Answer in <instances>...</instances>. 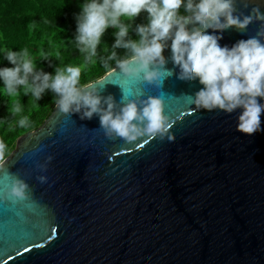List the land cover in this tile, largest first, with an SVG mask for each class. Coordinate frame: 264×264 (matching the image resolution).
<instances>
[{
	"label": "water",
	"instance_id": "water-1",
	"mask_svg": "<svg viewBox=\"0 0 264 264\" xmlns=\"http://www.w3.org/2000/svg\"><path fill=\"white\" fill-rule=\"evenodd\" d=\"M248 2L237 0L238 11L264 13V0ZM259 23L207 31L231 47ZM167 44L173 74L159 85L116 67L91 82L117 103L161 96L172 123L163 139H109L98 115L81 119L56 104L17 138L0 166V264H264V131H237L241 109H196L187 97L203 85L177 78ZM10 175L29 185L27 200L5 194Z\"/></svg>",
	"mask_w": 264,
	"mask_h": 264
},
{
	"label": "clouds",
	"instance_id": "clouds-1",
	"mask_svg": "<svg viewBox=\"0 0 264 264\" xmlns=\"http://www.w3.org/2000/svg\"><path fill=\"white\" fill-rule=\"evenodd\" d=\"M237 0H89L81 6L76 17L75 42L78 50L88 61L97 57L105 31L111 27L115 32L112 51L102 58L103 67L112 71L109 61L116 62V69L125 77L142 78L149 84L162 83L167 63L163 52L171 40V61L179 68L177 78L183 81L198 79L203 85L193 95L187 97L196 109L208 111L222 110L237 116V131L253 135L264 131L261 116L264 114V13L258 5H253L245 15L238 11ZM241 7L248 8V0H240ZM184 12L181 14L180 9ZM142 12L147 13L148 23L135 27L139 39H131L130 21ZM123 18V19H122ZM259 21L254 36L238 40L231 47L222 46L221 35L209 33L207 29L225 30L235 27L244 31L249 24ZM192 24L189 29L187 25ZM199 24V27L196 26ZM117 48L126 50L128 55L118 59ZM107 51V49H105ZM5 59L12 67L0 68V79L9 96L18 94L23 87L39 100L45 90H51L58 99L59 111L79 113L81 119L99 116L100 128L109 139L117 137L131 143L138 138H164L172 127L170 117L164 111L161 96L149 95L134 99L121 97L117 103L111 95L102 97L96 83H80L81 68L67 66L57 68L55 75L37 70L28 52L7 51ZM115 69V71H116ZM106 105V107H105ZM13 114L21 113L19 103L13 105ZM21 128L30 125L29 118L18 120ZM171 139L172 137H168ZM8 146L0 139V166L5 161ZM52 157H47L51 161ZM41 170L46 164H37ZM37 179L46 182L45 176ZM10 185L5 186V194L15 200L29 198V185L21 178L10 175Z\"/></svg>",
	"mask_w": 264,
	"mask_h": 264
},
{
	"label": "trees",
	"instance_id": "trees-1",
	"mask_svg": "<svg viewBox=\"0 0 264 264\" xmlns=\"http://www.w3.org/2000/svg\"><path fill=\"white\" fill-rule=\"evenodd\" d=\"M89 0H0V68L12 67L5 59L7 51H27L37 70L43 69L55 75L57 68L67 66L80 67L82 85L101 78L109 69L103 67L102 58H106L113 50L115 32L118 29L109 27L98 46L97 57L88 61L85 54L79 52L74 40L76 35V17L81 6ZM181 14L187 15L183 7ZM123 19V18H122ZM129 37L139 39L135 33L138 24H147V13L142 12L133 21ZM107 49V51H105ZM118 59L125 58L128 53L117 48ZM110 68L116 67L115 61H109ZM58 97L51 90H45L39 100L24 88L15 96H9L0 79V139L8 146L6 156L14 149L19 136L38 128L52 112ZM19 103L22 111L13 114V105ZM27 116L30 125L21 128L18 120ZM5 156V157H6Z\"/></svg>",
	"mask_w": 264,
	"mask_h": 264
},
{
	"label": "snow or ice",
	"instance_id": "snow-or-ice-1",
	"mask_svg": "<svg viewBox=\"0 0 264 264\" xmlns=\"http://www.w3.org/2000/svg\"><path fill=\"white\" fill-rule=\"evenodd\" d=\"M25 251H27V249H25Z\"/></svg>",
	"mask_w": 264,
	"mask_h": 264
}]
</instances>
